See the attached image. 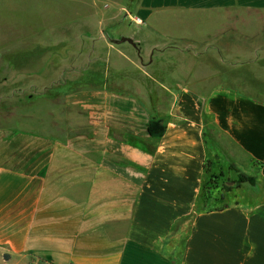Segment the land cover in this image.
I'll return each instance as SVG.
<instances>
[{"label":"crops","instance_id":"obj_1","mask_svg":"<svg viewBox=\"0 0 264 264\" xmlns=\"http://www.w3.org/2000/svg\"><path fill=\"white\" fill-rule=\"evenodd\" d=\"M92 3L86 46L64 41L69 24L50 29L60 57L87 52L71 67L47 60L58 74L46 82L102 81L52 90L62 103L42 106L39 132L0 126V264H264V194L221 211L199 201L208 159L213 171L256 164L264 191V0ZM166 18L176 35L157 43ZM151 119L163 136L147 134Z\"/></svg>","mask_w":264,"mask_h":264},{"label":"rangeland","instance_id":"obj_2","mask_svg":"<svg viewBox=\"0 0 264 264\" xmlns=\"http://www.w3.org/2000/svg\"><path fill=\"white\" fill-rule=\"evenodd\" d=\"M94 1L99 3V0H81L80 5L77 6L78 0H74V2L72 0H0V126L20 131L39 132L40 122L44 121L45 118L42 106L60 105L63 99L62 95H66L71 89H76L79 86L83 87L82 89L88 87L91 84V82H88L90 81L89 78H94L96 83L102 81L99 75H91L88 71H84L79 76H71L74 79L72 83L67 79L63 80L61 86H57L55 81L50 84L46 82L49 78L58 74L57 70L53 71L49 70V67L46 68L47 60L52 66L56 62L61 65V59H63L64 67H71L73 57L77 64L76 59L84 57L87 52V49L82 48V46L80 49H72L74 45L71 48L67 45L63 47L64 50L62 51L64 52L61 58L60 46L55 44H53L55 45L54 48L45 46L49 44L46 42L47 37L50 40L51 37L55 38L58 35V31L52 33L50 29L61 30L59 27L61 23L69 24L62 31L64 41H75L76 44L79 38L81 44L83 43L86 46L84 42L87 41V35L83 31L86 30L88 24L84 21L87 22L88 20L90 23L94 21V18L90 17V14L88 17H84V13L86 15L89 11L96 12L92 3ZM136 1L129 0V7L134 6ZM72 6H74V10ZM75 9L78 10L79 17L75 16ZM132 18L135 17L132 16ZM132 18L128 17L131 24H134ZM188 19L195 29L200 28L203 22L201 14L192 13L187 17ZM72 20H74V23L77 20H83V23L71 25ZM169 20L170 18L165 19L167 24L165 25V32L156 39L157 43H165L164 35H170L169 33L176 35V30L168 26L172 24L168 22ZM125 22L129 23L128 21ZM77 28L80 31L79 33L76 32ZM198 36L197 34V40L192 43V46L190 44L189 49H187L191 54L198 55L197 53L200 51ZM147 37L153 43L155 37L152 34L147 35ZM106 40L110 41L107 37ZM195 43L198 44L197 47H194ZM69 46H71V43ZM55 53L57 58L53 61L51 58ZM76 53L79 55H75ZM148 69L150 73L151 68ZM122 74L140 76L141 73H137L131 67H123ZM95 77H99V80H96ZM78 82H81V85H78ZM259 85L264 87V81L259 82ZM55 89L62 95L52 92ZM29 113L33 117L29 120H23L24 116H29ZM209 141V136L206 134L205 144L208 150H210ZM211 149L213 152L212 146ZM255 168L258 169L256 164L249 163L247 166L241 165L240 171L246 175L256 176ZM236 171L227 163L224 167H219L214 171L211 170L217 181L215 187L211 186L210 189V206L242 204L247 206V203L253 205L263 200L261 198L264 194L262 187H251L247 184L237 183ZM204 184L206 185V181ZM213 200H216V202H213ZM204 209H208V206H205Z\"/></svg>","mask_w":264,"mask_h":264},{"label":"trees","instance_id":"obj_3","mask_svg":"<svg viewBox=\"0 0 264 264\" xmlns=\"http://www.w3.org/2000/svg\"><path fill=\"white\" fill-rule=\"evenodd\" d=\"M146 132L151 138H159V137L164 135L165 126L161 123V121L151 119L147 124ZM207 155H208V153H207ZM211 165H212V163L208 159L204 165V169H205L204 182L206 181L207 187H205L206 185L203 182L202 191H201V195L199 197V201H201L202 204H204L205 206H208L207 211H221L226 206H224V205L223 206H210L211 205L210 189H211V186L215 187V183L217 181L216 176L213 173H211ZM231 168L233 169L232 166H231ZM236 172H237V180H236L237 183L247 184L251 187L256 186L255 176L246 175V174L240 173L238 171H236ZM213 202H216V200H213Z\"/></svg>","mask_w":264,"mask_h":264},{"label":"built area","instance_id":"obj_4","mask_svg":"<svg viewBox=\"0 0 264 264\" xmlns=\"http://www.w3.org/2000/svg\"><path fill=\"white\" fill-rule=\"evenodd\" d=\"M133 22H134V24H136V25H142V24H143L142 19L139 18V17H135V18L133 19Z\"/></svg>","mask_w":264,"mask_h":264}]
</instances>
